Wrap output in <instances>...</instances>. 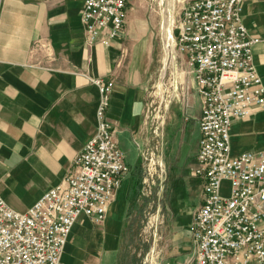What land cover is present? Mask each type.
<instances>
[{"label": "crops", "instance_id": "1", "mask_svg": "<svg viewBox=\"0 0 264 264\" xmlns=\"http://www.w3.org/2000/svg\"><path fill=\"white\" fill-rule=\"evenodd\" d=\"M83 2L0 0V195L10 208L24 213L64 180L72 160L96 131L99 92L91 80L112 79L107 119L127 160H132V165L127 163L132 173L116 191L102 223L93 224L84 216L77 219L61 262L119 264L128 187L146 141L147 86L154 62L161 67L162 81L167 64L164 68V56L161 59L153 51L152 38L147 37V27L133 1L125 28L112 45L87 48L80 21ZM241 14L248 35L259 40L252 47L253 63L264 85V0H247ZM38 44L41 47L36 48ZM168 74V80L178 78L189 87L186 91L176 86L182 90L183 101L178 161L185 123L195 121L199 134L201 103L188 74H176L170 68ZM197 149L192 154L194 165ZM244 152L264 154V109L231 124L230 153ZM223 187L227 190L228 183ZM197 188L196 208L199 183ZM183 237L174 241L176 246L163 264H193L189 227Z\"/></svg>", "mask_w": 264, "mask_h": 264}, {"label": "built area", "instance_id": "2", "mask_svg": "<svg viewBox=\"0 0 264 264\" xmlns=\"http://www.w3.org/2000/svg\"><path fill=\"white\" fill-rule=\"evenodd\" d=\"M132 1L84 0V45L111 46L125 28ZM246 1L183 0L172 30L177 51L166 52L167 61L179 60L181 73L193 79L201 103L192 168L201 195L189 225L193 264H264V154L230 153L232 122L264 109V85L252 53L259 40L242 23ZM91 83L99 92L96 131L64 180L24 213L0 195V264H63L61 254L77 219L102 223L116 191L130 177L132 169L107 119L114 81L94 78ZM177 85L189 89L187 83ZM140 158L145 159L142 150Z\"/></svg>", "mask_w": 264, "mask_h": 264}, {"label": "rangeland", "instance_id": "3", "mask_svg": "<svg viewBox=\"0 0 264 264\" xmlns=\"http://www.w3.org/2000/svg\"><path fill=\"white\" fill-rule=\"evenodd\" d=\"M133 2L147 27V37L152 38L153 51H157L161 59L164 56V68L166 64L167 67L162 81L159 79L161 67L154 62L147 86L144 109L146 141L142 149L145 159H140L132 174L135 179H140L139 188L126 210L119 264H163L169 251L176 246L174 241L184 238L191 213L198 204V182L191 169L199 134L195 121L185 123L184 142L177 161V143L183 122L182 90L176 87V79L168 80V73L169 68L175 73L181 72L182 66L179 60L167 61L166 52L177 51L173 48L172 30L178 23L183 0ZM195 104L198 109L199 99L196 97ZM158 162L163 168L162 175L159 174ZM127 163L132 165V160H127Z\"/></svg>", "mask_w": 264, "mask_h": 264}, {"label": "trees", "instance_id": "4", "mask_svg": "<svg viewBox=\"0 0 264 264\" xmlns=\"http://www.w3.org/2000/svg\"><path fill=\"white\" fill-rule=\"evenodd\" d=\"M139 180L137 178L135 179L133 175L131 176L130 184H129L128 192H127V201L128 202L132 201L135 197V194L138 192Z\"/></svg>", "mask_w": 264, "mask_h": 264}, {"label": "bare ground", "instance_id": "5", "mask_svg": "<svg viewBox=\"0 0 264 264\" xmlns=\"http://www.w3.org/2000/svg\"><path fill=\"white\" fill-rule=\"evenodd\" d=\"M165 20L163 21V27H165ZM164 29V28H163ZM169 43H171V39H170V41H169ZM167 56V55H166ZM166 58V57H165ZM164 62H165V59H164Z\"/></svg>", "mask_w": 264, "mask_h": 264}]
</instances>
